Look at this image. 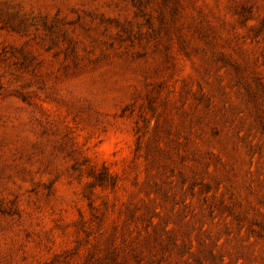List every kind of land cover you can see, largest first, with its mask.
<instances>
[{
  "label": "rangeland",
  "instance_id": "obj_1",
  "mask_svg": "<svg viewBox=\"0 0 264 264\" xmlns=\"http://www.w3.org/2000/svg\"><path fill=\"white\" fill-rule=\"evenodd\" d=\"M0 264H264V0H0Z\"/></svg>",
  "mask_w": 264,
  "mask_h": 264
}]
</instances>
